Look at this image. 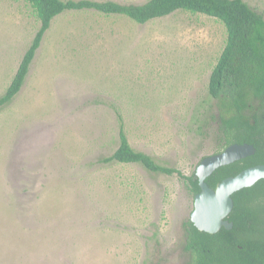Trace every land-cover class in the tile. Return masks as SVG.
I'll return each instance as SVG.
<instances>
[{
	"label": "rangeland",
	"instance_id": "374dc122",
	"mask_svg": "<svg viewBox=\"0 0 264 264\" xmlns=\"http://www.w3.org/2000/svg\"><path fill=\"white\" fill-rule=\"evenodd\" d=\"M244 1L264 15V0ZM40 27L28 3L0 0V98ZM226 42L221 22L185 11L144 25L89 10L54 18L0 110V264H188L183 177L103 160L123 125L134 150L193 176L222 143L208 87Z\"/></svg>",
	"mask_w": 264,
	"mask_h": 264
},
{
	"label": "trees",
	"instance_id": "16d2710c",
	"mask_svg": "<svg viewBox=\"0 0 264 264\" xmlns=\"http://www.w3.org/2000/svg\"><path fill=\"white\" fill-rule=\"evenodd\" d=\"M22 1L33 8L41 27L12 83L0 98V110L11 104L21 92L43 35L59 15L69 11L89 10L105 15L125 16L144 25L178 11L202 14L221 22L227 31L225 48L211 73L208 87L211 99L217 101L216 115L220 128L222 126V143L214 155L221 154L235 144H250L256 149L255 155L218 169L208 178L207 183L215 188L228 177H235L250 167L264 164V15L244 0H149L143 5L91 0ZM119 140L118 149L112 156L105 158L103 163L137 164L148 172L164 175L177 172L187 183L192 197L200 193L196 172L191 177H184L180 172L158 164L149 155L134 150L123 125ZM253 188L233 195L234 209L229 217L234 224L233 229L222 228L216 234H209L199 231L190 219L184 223V236L190 239L184 251L191 252L195 258L190 264H257L261 238L254 231L255 228H248V234H243L241 213V195L243 192L252 195L255 191ZM248 217L252 218V212H249ZM243 239L246 241L242 242Z\"/></svg>",
	"mask_w": 264,
	"mask_h": 264
},
{
	"label": "water",
	"instance_id": "95a60500",
	"mask_svg": "<svg viewBox=\"0 0 264 264\" xmlns=\"http://www.w3.org/2000/svg\"><path fill=\"white\" fill-rule=\"evenodd\" d=\"M255 154L256 149L253 145L235 144L221 154L202 160L196 172L201 193L195 198V210L191 216V221L199 231L216 234L222 228L227 230L233 228V224L225 220L234 208L233 195L263 180L264 165L249 168L235 177L225 179L216 190L209 188L206 180L218 169Z\"/></svg>",
	"mask_w": 264,
	"mask_h": 264
},
{
	"label": "flooded vegetation",
	"instance_id": "af4514ba",
	"mask_svg": "<svg viewBox=\"0 0 264 264\" xmlns=\"http://www.w3.org/2000/svg\"><path fill=\"white\" fill-rule=\"evenodd\" d=\"M257 166H259V165H257ZM250 168H252V167H250ZM207 180H208V178H207ZM207 180H206V183H207ZM263 180H260L258 182L259 184L257 183L258 186H256L257 184H255L253 186L254 188L251 187V188L255 189V191L252 193V195L249 192H243L241 195L242 227L244 229L243 234L244 235L248 234L247 233L248 228H250V229L255 228L254 231H257L258 236L261 238L260 239L261 246H260V249L258 251V258L256 261L257 264H264V181ZM220 183H218L215 188H212L208 183L207 184H208L209 188H211L212 190H216L217 186ZM199 186H200V184H199ZM246 189H250V188H246ZM200 193H201V191H200ZM196 196L193 197L194 198V206H195ZM249 212H252V218L251 219L248 217ZM229 217H230V215L225 220L228 221L229 223L233 224V222H231L229 220ZM190 220H191V218H190ZM233 226H234V224H233ZM182 241H183V247H182L181 251L184 252L186 255H188V259H189L188 264H190L193 261V259H195L194 255L191 254V252L187 253L184 251V246H185V244H187L190 241V239L184 236L182 238ZM244 241H246V239L242 240V242H244Z\"/></svg>",
	"mask_w": 264,
	"mask_h": 264
}]
</instances>
